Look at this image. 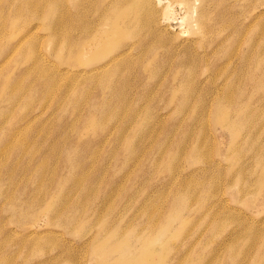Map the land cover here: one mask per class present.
I'll return each instance as SVG.
<instances>
[{
    "label": "rangeland",
    "instance_id": "374dc122",
    "mask_svg": "<svg viewBox=\"0 0 264 264\" xmlns=\"http://www.w3.org/2000/svg\"><path fill=\"white\" fill-rule=\"evenodd\" d=\"M64 1L0 0V264H264V0L141 1L98 75Z\"/></svg>",
    "mask_w": 264,
    "mask_h": 264
},
{
    "label": "bare ground",
    "instance_id": "6f19581e",
    "mask_svg": "<svg viewBox=\"0 0 264 264\" xmlns=\"http://www.w3.org/2000/svg\"><path fill=\"white\" fill-rule=\"evenodd\" d=\"M35 1H37V0H35ZM141 1L148 3L147 0H108V2L106 3L107 7H105V5H102L99 2V0H84V1H80V2L76 3V5H75L76 8H75L74 13L69 12L71 14H64L61 10L62 8L60 7V9H59L58 5L55 4L56 5L55 8H57V9L53 8L54 6H51V8L49 10H47L46 12L43 13L44 14L43 17L48 21V23L50 25L57 26L56 29H58V31L63 30V31H66L65 33L69 32V34H70V31H72L74 29V30L78 31V33L74 34V36H71V35L67 36V34H66V36H64L65 33H62L63 35H61V36L59 35L60 36L59 40H57L58 38L55 39L56 40L55 42L53 41V39L51 40L52 43H50L49 47L51 48V50H53L54 53L57 54V56H59L60 50L64 49V45H65V44L63 45L61 43L62 42H67L68 44L72 43V45L69 49L70 54L74 55V56H81L82 57L81 62H83L84 61V53H87V52H85V50L89 51L90 49H92L96 45L95 44L93 46V39H92V36L94 34V27L98 28L99 40L102 39L103 42H106L109 40L111 41L112 39L110 37L112 34H113V36H115V38L131 39V41L128 42L123 48L119 43H118L117 49H115V47L108 44V47H109L108 50L115 51V52L110 57H107V58H106L107 55L102 54V52H103L102 50H97V51H94L93 53H87V55H85V58L89 57V59H90V60L88 59L89 62H87V63L83 62L80 64H84V65L87 64L85 66L88 69H83V70H80L79 72L90 73V74L92 73V75L93 74L95 75V74H97L95 72H101V70H106V68L108 66H110L113 62H116L117 60H119L121 58L123 59L132 50L137 48V46L139 44V41L136 39L138 32H139L138 36L140 38L143 36L146 38V36L151 35V33H154L153 31H151L152 28L150 27V25L153 22V20H152V16L149 13L148 9L144 8L140 12ZM49 2H52V1H49ZM64 2L65 1L62 0V4H64ZM201 2L203 4L206 2V0H201ZM36 11H32V13L33 14L35 13L36 16H41L40 15L41 12L39 13L38 11L37 12ZM170 13L171 12L169 10V6L166 5L164 15L168 17V15ZM93 18H97L96 21H94ZM199 19H202V21L207 20V15L204 11H200ZM14 22H15V20H14ZM51 28H52V26H51ZM143 28L147 29V32L145 34L142 31ZM19 31H18L17 36H19V34H20ZM6 34H7V32H6ZM16 34L11 33L9 35V39L10 38L15 39L17 37ZM51 37H52V35H51ZM20 41L16 42V43L17 44L21 43ZM127 49H130V52L129 51L127 52ZM36 51L38 52L37 49H36ZM34 53H35V50H34ZM36 53L34 54V56L32 58V63L34 65H38L41 62L40 58H37V57H39V55L37 56ZM71 61H72L71 59H68V60L63 61V62H65L66 64H69V63H71ZM91 63H93V64H91ZM38 71H41V72L43 71L42 73L45 76L47 69L45 67H43L42 69H40ZM90 79H92V78L90 77ZM220 114L222 115L221 112H220ZM225 116H226V114L222 115V118H223L222 120H224L226 118Z\"/></svg>",
    "mask_w": 264,
    "mask_h": 264
}]
</instances>
